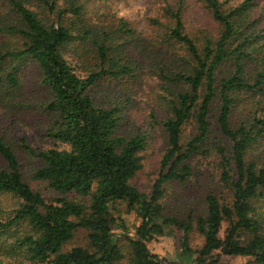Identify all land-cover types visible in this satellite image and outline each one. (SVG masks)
I'll return each instance as SVG.
<instances>
[{
  "label": "trees",
  "instance_id": "obj_1",
  "mask_svg": "<svg viewBox=\"0 0 264 264\" xmlns=\"http://www.w3.org/2000/svg\"><path fill=\"white\" fill-rule=\"evenodd\" d=\"M201 1L215 36L187 33L179 0L164 8L165 31L145 42L124 21L109 30L87 21L79 0H0L14 18L0 31L22 41L18 50L0 49L6 258L171 264L148 247L171 230L182 233L180 250L192 264H221V257L264 264V3L241 0L224 9L219 0ZM69 49L84 75L66 59ZM27 65L35 81L24 80ZM145 76L154 78L157 102L141 114L136 97ZM16 121L36 130L40 147L28 136L9 137ZM159 133L157 177L144 193L131 181ZM202 165L215 168L228 197L211 191L195 217L166 215L168 186L193 182ZM119 204L138 221L132 237L114 228ZM78 231L86 245L63 251ZM193 232L203 238L198 249Z\"/></svg>",
  "mask_w": 264,
  "mask_h": 264
},
{
  "label": "rangeland",
  "instance_id": "obj_2",
  "mask_svg": "<svg viewBox=\"0 0 264 264\" xmlns=\"http://www.w3.org/2000/svg\"><path fill=\"white\" fill-rule=\"evenodd\" d=\"M68 1V0H67ZM264 3V0H260ZM84 6L86 12L87 21H92L97 25L104 26L106 29L117 28L120 21L126 23V27L132 29L144 38L145 42L156 37L157 34L165 31L167 22L164 20V8L168 5L171 7H177L179 0H79ZM183 7V27L190 35L198 34L200 29H204L205 32L215 36L217 33V24L213 20L210 12L205 8L204 3L201 0H181ZM222 3L224 9L235 6L241 2V0H219ZM180 5V3H179ZM33 6L31 8H34ZM154 21H159L163 26H159ZM14 24L13 14L9 12V8L0 2V29L2 26ZM159 36V35H158ZM157 36V37H158ZM22 45V41L18 36L3 33L0 31V49L18 50ZM80 50L86 51L83 45H79ZM72 49L66 51V59L68 62L76 68L77 73L84 75L85 73L80 70L79 66H82L80 62H76V56L71 52ZM87 55V54H86ZM24 80L35 81L36 70L33 65H27L24 68ZM141 87L138 89L136 99L141 107L140 113H144L148 109H156L157 100L154 98L156 88L154 85V78H148L145 76L140 81ZM26 94L20 96L25 97ZM24 111L17 113V116H23ZM28 115V114H27ZM25 119L27 116H24ZM4 123H9L10 121ZM12 123V122H11ZM15 125L18 128L13 129L9 137L14 138V141L22 136H28L32 140V143L41 146L39 138L35 134V129H19L23 125L21 122L16 121ZM6 126V124L4 125ZM27 126V125H25ZM29 127V126H27ZM159 139L156 141V148L152 149L145 156L143 162V168L132 179L131 184L138 190L144 193H149L154 180L157 177V164L159 162V155L157 154L159 147L162 145L159 141L162 139L161 133L158 134ZM35 139V142L33 141ZM162 141V140H161ZM164 143V141H162ZM157 152H156V151ZM212 166V165H211ZM211 166L207 167L202 165L199 167L197 177L191 183H187L184 186L179 185L177 182L168 186L167 197L165 198L164 213L169 216H176L183 218L187 214H192L195 217L199 212L203 210V197L209 192L222 195L223 198L228 197V193L217 182V171ZM112 217L115 219V229L127 228V234L132 237L135 234L138 221L132 212H129L125 204H119L115 211L112 213ZM225 226H223L224 230ZM118 231V230H117ZM182 233L179 231L169 230L168 235L157 238L155 241L148 244L149 250L158 255L161 259H164L171 264H192L191 257H183L179 241ZM223 237V232L220 234ZM122 244H125L123 238L120 239ZM203 242V238L196 232H193L190 237V244L193 249H198ZM86 234L83 231H78L75 236L64 247L63 251H68L71 248L85 246ZM5 255L2 248H0V264H6L10 261ZM15 264V261L11 262ZM221 264H251V260L248 258L239 257H221ZM124 264V263H121Z\"/></svg>",
  "mask_w": 264,
  "mask_h": 264
}]
</instances>
